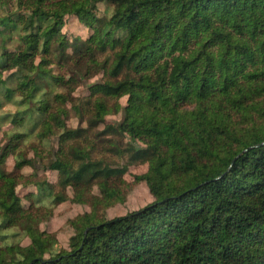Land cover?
<instances>
[{"label": "trees", "instance_id": "16d2710c", "mask_svg": "<svg viewBox=\"0 0 264 264\" xmlns=\"http://www.w3.org/2000/svg\"><path fill=\"white\" fill-rule=\"evenodd\" d=\"M0 129V264H264V0H0Z\"/></svg>", "mask_w": 264, "mask_h": 264}, {"label": "rangeland", "instance_id": "374dc122", "mask_svg": "<svg viewBox=\"0 0 264 264\" xmlns=\"http://www.w3.org/2000/svg\"><path fill=\"white\" fill-rule=\"evenodd\" d=\"M63 32L71 35L73 37H82L85 38L88 35V30L79 23L75 18H70L67 20ZM101 76L96 75L90 80L86 81L83 80L79 85H76L74 88V93L76 96H83L86 94L87 86L95 81L100 80ZM122 105H125L127 102V98L124 97L120 100ZM122 119V114L117 116H108L106 118L107 123L113 124L119 122ZM68 124L70 127H76L77 119L72 117L69 119ZM4 129H0V142L4 141ZM6 168L11 170L13 168V160L12 157H9L6 162ZM26 172L29 171L28 169L25 170ZM147 171V165L141 164L137 166H130L128 172L125 175V179L131 185V190L125 200L124 203L116 204L113 207H110L105 216L108 219L126 215L129 212L136 211L144 206L150 204L153 201V197L150 194L146 184L144 182L135 183L134 176L143 174ZM42 177L46 178L49 182L54 183L56 181L57 175L54 172H41L39 173ZM17 191L24 195L27 191L36 192L35 188L25 189L19 188ZM90 211V208L87 206L77 205L70 203L69 201L64 202L63 204L59 205L56 210L54 211L53 217L46 223L42 224V229H45L48 232L55 233L57 236L58 241L66 246L70 236L73 233L72 228L67 224V221L71 218H74L84 212ZM28 242L25 241L24 244Z\"/></svg>", "mask_w": 264, "mask_h": 264}]
</instances>
